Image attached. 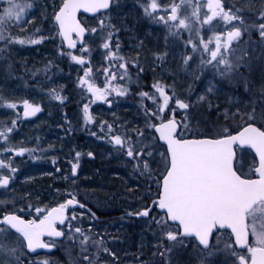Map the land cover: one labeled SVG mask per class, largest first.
I'll return each mask as SVG.
<instances>
[{
  "label": "rangeland",
  "instance_id": "rangeland-1",
  "mask_svg": "<svg viewBox=\"0 0 264 264\" xmlns=\"http://www.w3.org/2000/svg\"><path fill=\"white\" fill-rule=\"evenodd\" d=\"M242 1L244 4L235 8L234 0H222L225 9H240L238 14L244 18L259 10L251 7L250 0ZM259 1L260 7L263 6ZM18 2H30L33 7L26 10L21 24L18 25L15 20L8 22L3 29L4 35L26 41L43 39L38 44L23 45L0 41V49H3L0 51V97L18 105L15 111L0 107V122L10 126L15 119L17 123L10 137V145L16 149H27L23 156L6 152L0 154V160H10L16 169L9 185L6 188L0 187V208H6L7 213H20V217H24L23 212H27V215L37 219L48 208L68 199L72 191L82 192L85 199L91 201L97 209L117 208L123 215L115 222L93 224L84 214L73 212L77 218L69 221V228L79 227L90 237L87 245L93 248L88 250L90 254L87 256L92 263L153 264L149 258L164 249L163 264H239L237 258L225 250L224 242L229 239L225 232L218 233L211 249L203 252L191 240H181L180 243L163 240L158 235L159 228L153 222L154 217L162 215L155 214L147 219L135 220L130 217L140 210V200L148 201L156 197L159 176L165 167L162 155L166 152L165 148L151 139L153 131L147 129L146 121H149V117L145 115V108L136 103L119 101L120 98H112L109 106L108 103L91 97L90 93L78 86V78L83 76V69L68 56L60 55L62 43L59 38H50L55 36L51 23L53 8L58 9L61 0ZM157 3L169 10L173 4H178L181 15L191 13V8L182 4L181 0H157ZM6 7L7 0H0V16H3ZM79 19L89 28L99 29L100 21L114 26L112 43H119L120 54L128 62L140 64L129 58L143 38L150 48L154 46V52L150 51L147 63L143 66L149 70L155 68V82L160 81L169 86V90L174 91L178 98L191 105L187 114L177 110L175 115L177 122L187 124V128L181 127L179 130L182 138H219L228 135L229 128L243 127L250 122L264 130V41L256 31L245 33L238 44L233 43L235 52L230 59L236 61L242 57L240 66L227 75H221L211 65L201 63L209 55L204 52L194 54L187 69H182V57L186 52L192 51L191 47H184L189 33L183 32L181 38L169 36L166 43V26L145 16L141 0H113L108 12L94 18L80 15ZM213 23L218 25L215 29L207 25L203 27L201 35L205 40L224 33L223 21L217 19ZM108 30L111 28H106L105 33ZM194 38L198 40V37ZM224 38L222 35V43ZM86 40L91 48V52L86 54L90 60L88 66L92 69L90 82L99 88L107 81L104 70L110 65L104 57L105 50L100 47V33L88 35ZM210 47H214V44ZM73 54L79 53L75 50ZM158 68L160 69L157 70ZM135 80L139 82V78ZM107 86L108 84L104 87ZM56 94L64 98L63 103L54 99ZM200 96H204L205 100L200 101ZM125 97L126 95L122 96ZM148 100L151 104L152 100ZM24 101L39 106L41 111L34 116L24 117ZM85 104L89 106L92 122L85 121ZM159 120L157 118L155 123ZM105 122L113 125L112 133H108L106 126L101 130ZM136 128L145 130V137L149 139L136 136L133 132ZM116 134L132 136L134 142L143 140L144 144L154 145V152L159 149L153 157L148 158L151 175H141L135 170L136 162L129 160L123 152H118L110 143L109 137ZM77 153H80L79 158ZM236 160V169L241 175H248L255 165V159L248 151H237ZM107 162L111 165H106ZM73 164L78 165L75 175L72 173ZM0 172L7 174L8 169H0ZM36 209L41 211L37 213ZM257 215H264V210H258ZM69 228L65 231L66 234L69 233ZM12 235L17 236L14 233ZM250 235V246H255V237L251 233ZM76 237L79 234H75L72 239L65 237L62 242L55 243L58 252H62L67 258L70 252L82 253L80 240ZM11 243L14 245L16 242ZM105 248L108 252L103 250ZM236 251L247 257L248 264L249 252ZM29 257L25 247H22L20 264H33L26 262Z\"/></svg>",
  "mask_w": 264,
  "mask_h": 264
},
{
  "label": "snow or ice",
  "instance_id": "snow-or-ice-1",
  "mask_svg": "<svg viewBox=\"0 0 264 264\" xmlns=\"http://www.w3.org/2000/svg\"><path fill=\"white\" fill-rule=\"evenodd\" d=\"M7 3L8 7L4 9L3 16H0V41L7 40L21 45L41 43L43 37L26 41L4 35L3 29L8 22L15 20L18 25L21 24L26 10L33 7L30 2H18V0H7ZM110 3L111 0H61V6L58 9L53 8L52 16V31L62 40L60 55L68 56L72 62L83 69V76L78 78V86L90 93L91 97L102 100L109 106H111V101L108 100L109 95L114 93L116 96H125L128 94L129 89L126 86L111 84V81L124 80L127 77L128 61L120 54L119 43H112L114 26L105 25L104 21H100L99 29L89 28L77 20V12L83 9L85 12L95 13L100 9L109 8ZM181 3L191 8L190 15H181L178 4H173L169 10L166 6L158 4L157 0H141L145 16L166 26L168 30V36L165 37L166 43L169 36L181 38L183 32L189 33L188 39L184 41V47H191L192 51L191 53L186 52L182 57L181 68L184 70L193 60L194 54L204 52L209 55L206 60L202 59L201 63L211 65L221 75H227L240 66L239 61L242 59V57L236 61L230 59L235 52L234 42L238 44L242 36L251 31H256L260 39L264 41V9L256 13L255 20L246 21L238 14L240 9H225L222 0H181ZM261 3L264 4V0H261ZM217 19L223 21L224 33L216 34L214 38L205 40L201 35L203 27L207 25L215 29L218 25H215L213 21ZM106 28H111V30L105 33ZM98 32L101 38L100 47L105 50L104 57L110 65L104 70L105 75L109 77V84L103 91L90 82L92 69L88 66L90 60L86 56L91 52V48L85 37L86 35L95 36ZM73 34L77 39H73ZM222 35L225 37L223 43L221 42ZM56 36L50 38L55 39ZM194 37H198V40ZM78 44L80 47L77 49ZM213 44L214 47H210ZM65 45L69 50L76 49L79 54L65 51ZM157 59H162V57H157ZM113 61L120 62L113 63ZM221 65L224 67L221 68ZM132 66L137 67L140 72L144 71L137 63H133ZM112 69H123V72ZM152 87L158 96L147 92H141L140 96L152 100L153 104L160 101L162 103L155 110L145 109V115L151 121H146V126L147 129L153 131L151 139L157 142L163 141L167 146L166 152L162 154L165 167L159 176L160 194L154 201V206L163 213L162 216L153 218V222L160 230L158 235H161L163 240L176 243L182 242L180 237H195L199 245L204 249H209L213 233L228 229L231 235L224 242V247L229 255L235 256L239 264H247V257L236 251L237 247L247 248L251 253V264H264V215H257L258 210H264V130L249 124L238 135H227L223 138H182L177 130L181 127L187 128V124L177 122L175 115L177 110L187 114L190 103L178 98L174 91L169 90V86L160 81H156ZM54 99L63 103L64 98L56 94ZM199 99L204 101L205 97L200 96ZM0 107L15 111L18 105L15 102L4 101L0 97ZM23 109V115L26 118L41 111L39 106H33L28 101L23 102ZM83 113L85 121L92 122L88 104L83 106ZM165 113L168 115H163ZM157 118L161 119V123H155ZM16 123L15 119L11 121L10 126H5L0 122V145L3 146L0 147V154L6 152L23 156L27 151V149H16L10 145V137L15 130ZM105 126L108 133H112L113 125L105 122V125L101 126L102 131ZM133 132L136 136L145 137V130L136 128ZM157 133L158 137L155 135ZM109 139L118 152H123L129 160L136 162V171H139L141 175L144 173L151 175L148 158L153 157L159 149H155L154 152V145L144 144L143 140L134 142L132 136L116 134L111 135ZM237 143L254 149L259 156V166L254 169V172L258 174V179L242 177L233 170L232 146ZM138 144L144 146L137 147ZM76 156L79 158L80 153ZM77 166V164L72 166L73 175H75ZM0 169H8L7 174L0 172V187L6 188L16 169L7 159L0 160ZM69 196L66 202L48 212L39 221L25 222L15 214L0 216V264H20L22 247H26L31 253H37L38 249L53 247L51 243H45L42 240L44 236L72 239L75 234H79L76 238L80 240L82 251H86L84 246L90 237L81 228L70 227L69 233L66 234L62 230H57L56 227L57 223L65 225L66 219L77 218L75 214L71 218L67 217V208L85 207L79 204L75 196L71 194ZM36 211L39 213L41 209H36ZM150 211V208L145 207L136 215L148 217ZM173 225L176 226L175 230H172ZM12 230L18 236H13ZM249 233L255 237V246H249ZM21 237L22 240H20ZM11 241L16 243L13 245ZM103 250L108 252L106 248ZM160 255L163 256L164 253L161 252ZM83 259L90 261L87 255H84ZM34 264H48V262L46 260L35 261Z\"/></svg>",
  "mask_w": 264,
  "mask_h": 264
},
{
  "label": "flooded vegetation",
  "instance_id": "flooded-vegetation-1",
  "mask_svg": "<svg viewBox=\"0 0 264 264\" xmlns=\"http://www.w3.org/2000/svg\"><path fill=\"white\" fill-rule=\"evenodd\" d=\"M250 3H251V7L252 8H259V10H262V9H264V4H263V6H261L260 7V1L259 0H250ZM249 3V4H250ZM244 3H243V1L242 0H234V6H235V8H239L240 6H242ZM247 9H249V8H247ZM259 10H257V11H259ZM257 11H255V12H252L251 14H248V17H246V18H244L246 21H249V20H255L256 19V13H257ZM244 12V11H243ZM138 44H139V46H138V48H137V50L135 51V52H131L130 53V58L129 59H131V60H134V61H138L140 64H138L139 65V67H141V68H143L144 69V71H142V72H140V71H138V68L137 67H133L132 65H133V63H136V62H132V61H129L128 62V75H127V77L124 79V80H119V82L122 84L121 86H126L128 89H130V90H132V91H135V92H137V91H139V89H141V88H146L147 90V92H152V93H155V90L153 89V87H152V85L155 83V78H156V74H155V68L153 69V70H149V68L148 67H146V66H143V65H145L146 63H147V60H148V57H149V53H150V51H151V53L152 52H154V50H155V48H154V46H152L151 48H150V45L147 43V40L146 39H142L141 41H139L138 42ZM80 47V45L78 44L77 45V48H79ZM128 48V47H127ZM74 50H76V49H74ZM113 63H116V61H113ZM160 68H158L157 70H159ZM113 71H118V72H123V69H112ZM131 78H132V80H131ZM137 78H139V82H137L135 79H137ZM126 79H128V82L126 81ZM135 81H134V80ZM114 81H117V80H114ZM125 81V82H124ZM124 82V83H123ZM134 82V83H133ZM106 84H109V77L107 76V81L105 80L100 86H99V88H105L104 86L106 85ZM104 85V86H103ZM106 89V88H105ZM122 102H128V103H136V104H139V105H141V106H143L144 108H145V105L143 104V102H137V101H134V100H131V99H128V100H125V101H122ZM150 105H153V102L150 104H147V107L148 106H150ZM146 109V108H145ZM238 151H248V150H238ZM249 153H251L252 154V156H253V158L255 159V157H254V155H253V153L252 152H250V151H248ZM236 158H237V155H236ZM256 164H257V161H256V159H255V165L251 168V170H250V173L248 174V175H246V176H248V177H251V178H254V172H253V170H254V168L256 167ZM237 160L235 161V165H234V169H235V171L237 172V174H239V175H241L238 171H237ZM242 177H245V175H241ZM158 191H159V188H158ZM158 197V194H157V196L152 200V203H153V201L156 199ZM65 201V200H64ZM64 201H62V202H60L59 203V205L60 204H62ZM78 202L80 201V200H77ZM141 201V200H140ZM79 204H81L80 202H79ZM151 205V204H150ZM149 205V206H150ZM145 206L146 205H144V204H141L140 205V210L138 211V212H141L142 210H144L145 209ZM148 206V207H149ZM86 207V206H85ZM147 207V208H148ZM76 210H85V211H87V213L89 214V215H92V212H91V210L89 209V208H87V209H83V208H80V207H78V208H75V209H69L68 211H67V217H69V213H72L73 214V212H76ZM157 213V211L155 210V208L153 207L152 208V210L150 211V214H149V216L148 217H151L152 215L154 216L155 214ZM159 214V213H158ZM160 215H163V214H160ZM123 216V215H122ZM136 214H132V215H130V217L132 218V219H137L136 218ZM147 217V218H148ZM67 222H66V224L65 225H69V221H68V219L66 220ZM115 221H117V220H114V221H111V222H115ZM107 223H110V222H107ZM94 224V223H93ZM57 227V229L58 230H62V231H66L69 227H58V226H56ZM176 229V227H174V226H172V230H175ZM180 239V238H179ZM180 240H182V239H180ZM43 241L45 242V243H51L53 246H55V251H52L51 253H49V254H47V253H39V254H36L35 256H33V257H29V259L26 261V260H22V262H32L33 264H34V262L35 261H45L46 259H48V260H46L47 262H49L50 261V257L52 258L51 260L52 261H55L56 260V255H54V253H59L58 252V248H57V246L56 245H54L55 243H58V242H56V241H54L53 239H51V238H49V237H44L43 238ZM192 241V240H191ZM194 242V241H193ZM195 243V242H194ZM248 251V250H247ZM75 254H78L76 251H75ZM88 254H90V251L88 252L87 250L86 251H84V254H83V256L84 255H88ZM39 258V259H38ZM43 258H46V259H43ZM83 260V262H86V263H88V264H90V261H88V260H85V259H82ZM106 260H109V258H107ZM52 261H50V264H52V263H54V262H52ZM109 262V261H108ZM107 262V263H108ZM22 264V263H21ZM91 264H92V261H91ZM100 264H103V262L101 261V263Z\"/></svg>",
  "mask_w": 264,
  "mask_h": 264
},
{
  "label": "trees",
  "instance_id": "trees-1",
  "mask_svg": "<svg viewBox=\"0 0 264 264\" xmlns=\"http://www.w3.org/2000/svg\"><path fill=\"white\" fill-rule=\"evenodd\" d=\"M51 23H52V21H51ZM55 36H56V34H55ZM56 38H58V36H56ZM65 51H68V50H66V49H64ZM72 52H75V50L74 51H72ZM65 65V64H64ZM59 67H61V66H59ZM63 68L65 67L66 68V66H62ZM59 69H61V68H59ZM116 82H118L117 84H113L114 82H112L111 81V84L112 85H122L120 82H119V79H117V81ZM103 89L104 88H101V90L103 91ZM147 89L146 88H141V89H139V91H137V92H135V91H132V90H130L129 89V91H128V94L126 95V97L125 98H122V96L121 97H119V96H116L114 93L112 94V95H109L108 96V100L109 101H111L112 100V98H114V99H119V101H125V100H128V99H131V100H134V101H137V102H143V104L145 105V108L146 109H148V110H155V104H153V105H150V106H148L147 107V104H149L150 103V101L147 99V98H142L141 96H140V93L141 92H147L146 91ZM147 93H150V94H154V95H157L158 96V94H156V93H152V92H147ZM122 98V99H121ZM114 101H116V100H114ZM160 103H162V101H160V102H158V103H156V106H157V108L159 107V104ZM163 115H168L167 113H165V114H163ZM159 122H161V119L159 120ZM158 122V123H159ZM250 124H254L255 125V123L254 122H250ZM241 128V126L240 127H237V128H235V129H233V128H229V132H228V134H231V133H233V132H236V131H238L239 129ZM106 165H111V163L110 162H107V164ZM99 169H97V171H98ZM158 188L159 187H156V194H155V196H157V194H158ZM154 190H155V188H154ZM84 194V193H83ZM83 194H82V192H76L75 193V191H72V193H71V195L72 196H75V198L77 199V200H80L79 202L81 203V204H83V205H85L87 208H89L90 210H91V212H92V215H89L88 213H87V211H85V210H76V212L77 213H82V214H84L85 215V217H87L88 219H90V221L92 222V223H94V224H96V223H100V224H104V223H107V222H111V221H114V220H119V219H121L123 216L121 215V211H119V209L117 210V208H113V209H111V210H106V209H97L92 203H91V201H88V200H86L85 198L86 197H84L83 196ZM85 195V194H84ZM69 198H70V196H69ZM154 199V197H152V198H150L148 201H146V199L145 200H141L140 202H139V204L141 205V204H144V205H146L145 207H148L151 203H152V200ZM7 213V211H6V208H0V216H4L5 214ZM14 213H16V214H18V215H20V213H17V212H14ZM32 213V212H31ZM28 213L27 212H23V214L22 215H24V218L25 219H34V220H37L36 218H33V217H31V216H29V215H27ZM158 216H160V214H158V213H156ZM33 215V214H32ZM71 216H72V213H69V218H71ZM71 219H68V221H70ZM72 221V220H71ZM85 248H86V250L88 251L89 249H91V248H93L91 245H85L84 246ZM164 250V249H163ZM162 250V251H163ZM161 250H159V252H162ZM84 252V251H83ZM83 252L82 253H79V254H75V251L72 253V252H70L69 253V257L67 258V257H65V254H63L62 252L61 253H54V255H56V260L55 261H52V260H50V261H52V262H54V263H52V264H88V263H86V262H83ZM89 252V251H88ZM164 256H160V253H157V255H155V253L153 254V257L150 259L149 258V261H150V263L152 262L153 264H163L164 263ZM50 261L48 262V264H50ZM99 263V261H97V262H95V263H92V264H98Z\"/></svg>",
  "mask_w": 264,
  "mask_h": 264
},
{
  "label": "water",
  "instance_id": "water-1",
  "mask_svg": "<svg viewBox=\"0 0 264 264\" xmlns=\"http://www.w3.org/2000/svg\"><path fill=\"white\" fill-rule=\"evenodd\" d=\"M111 2H112V0H111ZM60 6H61V5H60ZM60 6H59V7H60ZM110 7H111V3H110ZM110 7L107 8V9H100L99 11H97V12H95V13L85 12V11H83V9H81L80 11L77 12V20L80 21V19H79L80 15H82V16H84V17H89V18L96 17V16L99 15V14L106 13V12L110 9ZM82 25H83V24H82ZM59 39L61 40L60 37H59ZM73 39H77V38L75 37V34H73ZM61 42H62V40H61ZM64 48L67 49L66 45L64 46ZM67 50H69V49H67ZM158 124H159V123H158ZM248 125H249V124L243 126V127L240 128L237 132L232 133V134H230V135H238V133H239L240 131H243V129H244L245 127H247ZM251 125L255 126L254 124H251ZM255 127H257V126H255ZM177 131L179 132V129H178ZM155 135H156V137H158L159 134L157 133V134H155ZM226 136H227V135H226ZM223 137H225V136H222V137H219V138H223ZM200 138L203 139V138H208V137H200ZM188 139H194V138H188ZM158 143H159L160 145L164 146L165 151H166V147H167V146L164 144V142H163V141H159ZM232 147H233V154H234V155H233V160H232V166H233V170H234V171H235V169H234V163H235V160H236V150H237V149H239V150H249L250 152H252L253 155H254V157H255V159H256V161H257V165H256V167L259 166V156L257 155V153H256V151H255L254 149H252V148H250V147H248V146H241V145H239V143L234 144ZM256 167H255V168H256ZM255 168H254V169H255ZM253 172H254V170H253ZM238 175H239V174H238ZM258 178H259V177H258V174H256V173L254 172V179H258ZM159 194H160V187H159L158 196H159ZM157 198H158V197H157ZM157 198H156L154 201H156ZM154 201H153V203L149 206V208L152 210V208L154 207L155 210H156L158 213H162L158 207L154 206ZM65 202H66V201H65ZM59 206H60V205H59ZM59 206H54V207H52L51 209H49V210L46 212L45 215H47L48 212H51L53 209H55V208H57V207H59ZM78 207H79V206H76V207H69V208H67V209H66V216H67V211H68L70 208H71V209H75V208H78ZM80 208H81V207H80ZM83 209H87V207H83ZM142 211H143V210H142ZM162 214H163V213H162ZM6 215H7V214H6ZM45 215H44V216H45ZM19 218H20V217H19ZM43 218H44V217H43ZM43 218H42V219H43ZM136 218H137V219H144V218H147V217L137 215ZM21 219H22V218H21ZM23 220H24V219H23ZM25 222H27V221L25 220ZM65 222H66V221H65ZM57 226H59V227H63L64 225H61V224L57 223ZM174 226H175V225H174ZM57 230H58V229H57ZM12 232L15 233L14 230H12ZM217 232H226V233H228L229 235H231L230 230H228V229L219 230V231H217ZM217 232H214L213 235H212V237H211V239H210V247H211V243H212L213 237H214V235H215ZM15 234H16V233H15ZM17 235H18V234H17ZM44 237H48V236H44ZM44 237H42V240H43ZM21 238H22V237H21ZM49 238H51V239H53V240H61L63 237H49ZM180 238H184V239H194V240L196 241L198 247H199L201 250L207 251V250L210 249V247H209V249H204L203 246L199 245V242H198V240H197L195 237H180ZM233 239H234V238H233ZM249 239H250V235H249ZM248 243H249V240H248ZM25 248H26V247H25ZM236 249H241V248H238V247H237ZM54 250H55V247H51L50 249H38V250H37V253H31V252H28L27 249H26V251H27L30 255H35V254H38V253H51V252L54 251ZM249 264H251V253H250Z\"/></svg>",
  "mask_w": 264,
  "mask_h": 264
},
{
  "label": "bare ground",
  "instance_id": "bare-ground-1",
  "mask_svg": "<svg viewBox=\"0 0 264 264\" xmlns=\"http://www.w3.org/2000/svg\"><path fill=\"white\" fill-rule=\"evenodd\" d=\"M59 38V37H58ZM60 40V39H59ZM61 41V40H60ZM111 223V222H110ZM107 224V223H106Z\"/></svg>",
  "mask_w": 264,
  "mask_h": 264
}]
</instances>
